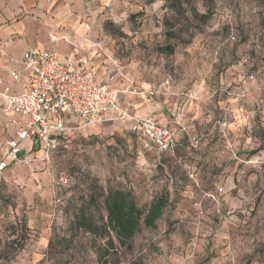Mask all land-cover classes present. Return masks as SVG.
Instances as JSON below:
<instances>
[{"label": "rangeland", "instance_id": "rangeland-1", "mask_svg": "<svg viewBox=\"0 0 264 264\" xmlns=\"http://www.w3.org/2000/svg\"><path fill=\"white\" fill-rule=\"evenodd\" d=\"M5 2L11 7L12 0ZM94 4L98 39L143 90L172 76L175 89L195 96L203 83L214 96L206 107L242 125L228 132L229 155L215 156L213 165L198 161L201 175L177 184L163 166L164 156L141 157L138 139L121 125L72 131L68 147L49 160L33 150L0 179V264H264L261 1ZM73 6L68 0H24L4 18L0 47L29 41L52 47L50 34L65 37L70 31L56 23L62 10L79 22L80 11ZM10 122L0 109V162L15 134ZM219 188L224 191L215 202L208 195ZM111 189L131 191L144 209L162 194L170 199L157 227H142L128 248H112L97 230L106 224L103 201ZM80 218L96 232L80 228Z\"/></svg>", "mask_w": 264, "mask_h": 264}, {"label": "built area", "instance_id": "built-area-1", "mask_svg": "<svg viewBox=\"0 0 264 264\" xmlns=\"http://www.w3.org/2000/svg\"><path fill=\"white\" fill-rule=\"evenodd\" d=\"M70 1L84 3L81 23L87 36L97 35L101 25L95 9L86 0ZM93 50L103 54L105 46L97 40ZM108 58L114 70L105 79L92 69L87 58L76 60L70 54L61 59L55 49L25 52L9 71L13 84L5 82L0 69V109L10 117L15 133L5 144L0 179L10 164L21 162L33 150L42 154L43 160H49L61 147H68L72 131L92 126L126 127L138 139L141 157L147 153L176 157L179 135L188 132V127L182 124L185 106H179L170 125H163L153 116H136L130 97L156 98L173 88L174 78L168 76L148 90H140L131 83L121 89L115 73L126 77L125 73L114 55ZM183 96L189 99L191 95ZM69 120L76 121V125L69 124ZM220 126L227 131L228 120L222 118ZM200 142L199 136L190 138L194 150L199 149ZM223 191L224 188H219L208 197L218 202Z\"/></svg>", "mask_w": 264, "mask_h": 264}, {"label": "crops", "instance_id": "crops-1", "mask_svg": "<svg viewBox=\"0 0 264 264\" xmlns=\"http://www.w3.org/2000/svg\"><path fill=\"white\" fill-rule=\"evenodd\" d=\"M70 1V0H68ZM97 12L95 7V0H86ZM73 3V8L80 11V15L76 16L80 20L77 22L74 17L68 15V9L62 10L58 14L56 23L63 24L70 27V31H66L67 36L59 37L58 35L53 36L50 34L49 41L52 47L41 48L39 45L29 41L24 45H13L11 42L9 45L0 47V69L1 75L5 82L13 84L14 81L9 75V71L13 66V63L20 62L22 55L30 50H58L61 59H64L70 54H74L76 60L87 58L90 61V66L92 69L97 70L100 74L101 79H105L108 74L112 73L114 70V65L111 60H109L108 55L105 53L101 54L98 50H93L94 41H101L98 39V34L86 35V30L81 23V18L84 13V3L82 1H75ZM24 5V0H12L11 7H7L5 0H0V39L4 36L2 32L4 18L8 15H12L14 10H19L20 5ZM68 15V16H67ZM21 29V26H17V30ZM13 32V29L7 31L8 33ZM87 36V37H86ZM102 42V41H101ZM103 43V42H102ZM9 49L14 50L10 51ZM18 55V56H16ZM113 55V54H112ZM122 71L125 73L126 77L116 74V84L119 88L125 89L130 83L133 87L142 89L134 77L128 73L124 68ZM165 79V78H164ZM163 80V79H162ZM160 80V81H162ZM204 84L200 83L198 89V95L194 94L186 99L177 87L175 89V83L173 88L156 98L149 100L146 97L141 96H130L134 106L135 114L138 117L153 116L159 123L163 125H170L173 122V118L177 113L179 106L184 105V118L182 124L188 127L187 133H180L176 149V158L174 160L169 159L168 156L163 155L164 167L172 173V177L176 180V184L181 182L180 179L188 176H199L201 175L202 167L198 168V161H205L207 164L213 165L215 161V156L229 155L228 148L232 145L231 140L228 138V132L235 126H241L242 123L228 119V129L223 131L220 126V121L222 118V112L216 110L211 111L206 107L213 100V95H209L208 92L203 89ZM143 90V89H142ZM196 90V89H195ZM154 100V101H153ZM218 104L221 105V100H218ZM222 109V108H219ZM227 119V118H226ZM76 121L69 120V124L74 125ZM14 131V128H12ZM193 136L201 137L200 149L194 150L190 143V138ZM220 137L222 142V149L219 152L217 147L216 138ZM226 143H230L228 147H225ZM236 147V146H235ZM231 152L233 150L231 149ZM161 160V159H160ZM204 167V166H203ZM206 170L209 167L205 166ZM205 172V171H204Z\"/></svg>", "mask_w": 264, "mask_h": 264}, {"label": "trees", "instance_id": "trees-1", "mask_svg": "<svg viewBox=\"0 0 264 264\" xmlns=\"http://www.w3.org/2000/svg\"><path fill=\"white\" fill-rule=\"evenodd\" d=\"M260 1L264 7V0ZM168 158L174 160L176 157L168 156ZM169 202V196L162 194L156 197L147 209H144L138 205L131 191L111 189L108 194L104 195L103 201L107 213L106 224L97 230L103 231L100 232L102 236H108V245L112 248L118 249V246L128 248L142 227L151 229L157 227ZM78 224L80 228L96 232L95 226L87 223L84 218H80Z\"/></svg>", "mask_w": 264, "mask_h": 264}]
</instances>
